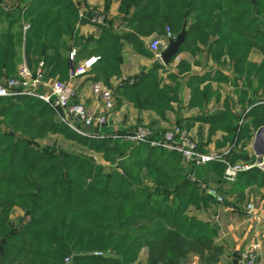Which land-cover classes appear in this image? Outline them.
Segmentation results:
<instances>
[{
  "label": "trees",
  "instance_id": "1",
  "mask_svg": "<svg viewBox=\"0 0 264 264\" xmlns=\"http://www.w3.org/2000/svg\"><path fill=\"white\" fill-rule=\"evenodd\" d=\"M112 1L104 0V4L108 7ZM19 3L22 5L13 11L0 10V83L15 77L23 62L29 68L42 62L45 78L64 81L70 65L75 68L81 58L94 55L97 59L89 69L93 80L107 85L120 74L124 43L151 57L140 37L153 33L163 36L167 27L176 36L185 23L186 39L179 53L201 44L215 63L224 59L234 84L242 76L246 79V90L238 91L243 97H239V104L246 103L242 113L236 117L227 111L200 120L231 135L228 152L220 153L222 159L229 164L252 163L241 141L264 128V0H119V12L132 33L115 32L112 21L106 18L96 25L97 38L79 36L75 26L91 24L93 12L79 17L72 0ZM25 24L28 28L23 30ZM74 47L78 50L69 61ZM254 49L262 56L258 65L248 62ZM161 68L154 62L134 80L122 83L120 95L131 96L139 110L154 106L156 94L163 101L164 94L157 91ZM146 91L145 101L137 105ZM196 93L194 90L193 95ZM54 115L49 105L34 97H0V116L11 117L8 126L19 125L24 117L27 125L38 123L36 137L45 132L64 134L106 155L128 143L113 138V131L106 128L101 130L102 138L81 136ZM176 122L183 127L179 118ZM137 126H142L141 122ZM14 132L0 129V264H65L66 258V264H138L143 249L147 251L144 264H183L189 255L201 264H217L223 255V247L215 243L214 228L186 216L190 205L218 203L210 195H198L197 185L189 179L168 190L175 177L166 168L169 163L156 157L167 151L139 144L135 154L146 151L147 156L131 163L126 154L118 159L117 167L127 170L128 176L118 173L114 163L106 171L85 156L37 147ZM197 147L204 152V144ZM167 153L181 160L179 154ZM142 168L149 176L130 175V171L137 174ZM203 169L206 174L217 171L223 176L225 162L189 166L185 174L198 175ZM147 177L151 179L146 182L154 188L142 186L140 181ZM229 184L227 194L238 192L242 197L250 186L264 188V171L253 167L239 172ZM169 198L173 202H168ZM14 208L22 212L17 229L9 220Z\"/></svg>",
  "mask_w": 264,
  "mask_h": 264
},
{
  "label": "crops",
  "instance_id": "2",
  "mask_svg": "<svg viewBox=\"0 0 264 264\" xmlns=\"http://www.w3.org/2000/svg\"><path fill=\"white\" fill-rule=\"evenodd\" d=\"M72 2L78 9L79 17H82L85 12L91 10L93 14L99 13L111 20L112 29L115 32L132 33L131 28L128 27L125 22V16L119 12V0H113L108 7L104 4V0H72ZM96 25L97 24L94 23L85 25L77 24L75 28L77 29L79 36L86 37L91 35L94 38H97L99 35V29ZM163 37L164 34L163 36H158L153 33L148 37H140V40L143 41L144 47L148 50L147 44L151 39ZM210 41H212V39H210L209 42ZM73 49L78 50V47H74ZM121 56L120 74L110 78L107 85L101 81H94L93 74L90 70H87L84 74L71 77V65L69 76L64 81L70 80L73 83L76 89V101L86 104L88 108L95 112H100L102 109V105H99L98 103V96H108L109 93L107 91L112 89L115 94V102H113V110L109 115V122L111 125L116 126L119 129H132L137 123L149 120V117L154 114L150 111L137 109L136 106L128 102L125 96H121L119 87L117 89L118 80L119 78L135 76L142 71L146 72L153 62L148 60V57L135 52L130 43H124ZM90 57H93V55H87L81 58L77 65H80L79 62L82 61V59L87 60ZM261 58L262 56L260 53L254 49L248 57V62L250 64L258 65ZM84 61L85 60H83V62ZM83 62H81V64ZM163 67H169L175 72L176 92L174 103L175 111L178 112L175 115V121L179 118L182 122L183 129H188L190 133H193L197 129L204 130L203 128L207 127L209 124L201 121L200 119L202 117L207 115H217L227 112V110L228 112H231L232 115L236 116L234 111L227 108H229L228 105L230 102L231 105L234 106V98H236L238 91H240L239 87H244L243 82H245L246 79L242 76L241 80L236 81V84H234L232 80L233 74L229 70L228 64L224 63V59L221 60L219 64L215 63L212 60L211 55L207 52L205 46L197 44L195 48H188L187 50L180 52L169 65ZM35 68L30 69L34 70ZM161 70H163V68H161ZM223 77L226 78V81L223 80ZM252 81L255 85V79L252 78ZM194 90L197 93L193 95ZM202 93H204V96L198 95ZM116 97H118L117 100ZM196 100H200L202 103L197 104L198 102H196ZM205 106L210 109L208 113H199L201 109L205 108ZM199 107H201V109ZM235 112H237V110ZM256 132L251 139L241 141L243 148L248 152L249 157L252 158V162H254L257 157L253 148ZM219 138L220 136L211 138L209 148L214 147V144ZM211 152L213 151L209 150L204 153ZM250 188L262 189L264 191V188H259L256 185L250 186L244 191H247ZM221 193L227 195V191L222 190L220 194ZM222 211L231 212L232 210L230 211L229 208H223ZM228 219L233 225H227L226 227L224 225V227H220V235L215 240V243L221 245L224 249V253L217 264H237L236 258L238 254L254 242L260 246L261 258L259 264H262L264 260V209L261 211L259 218L257 216L255 222L251 221L249 217L236 221L234 220V217L229 215ZM142 251L144 252V255L141 259H138V264H144L147 256L146 249H143ZM184 262L186 264H201L194 255H189Z\"/></svg>",
  "mask_w": 264,
  "mask_h": 264
},
{
  "label": "rangeland",
  "instance_id": "3",
  "mask_svg": "<svg viewBox=\"0 0 264 264\" xmlns=\"http://www.w3.org/2000/svg\"><path fill=\"white\" fill-rule=\"evenodd\" d=\"M19 1L20 0H0V10L2 9L4 11H13L17 7V5H19V6L22 5L19 3ZM27 28H28V26L25 24L23 26V30H26ZM149 42H148V44H149ZM149 53H150L151 57H148L147 59L151 60L154 64V62H157L155 55L153 53H151L150 51H149ZM93 57H95V56L93 55ZM83 60H86V59H82V61H80L79 63L81 64V62H83ZM150 68L151 67H149L148 70ZM145 70H147V69H145ZM142 72H144V71H142ZM142 72L135 75V76L119 78L117 89H118V87H120L122 85V83L129 81V80H134L135 79L134 77L142 74ZM157 78H158V90L157 91H158V93L164 94L165 98L163 99V101H159L158 98L155 97L157 95L156 94L153 98L154 99L153 103H155L154 106L149 104V106L141 108V110H143V111L145 110V111L153 112L154 115H151L149 117V120L142 121L141 124H142V127H146L147 129H149L155 133L161 132L164 130H168L171 127H173L174 125H178L177 122L175 121V115L178 113L177 111H175V103H174L175 92H176L175 72L173 70H171V68H169V67L168 68L163 67V70H161V69L158 70ZM161 82H162V86H161ZM239 89H240V91L246 90L245 87H242V88L239 87ZM107 92H105V93H107L108 96L107 95L105 97H103V95L98 96L99 105H103L107 100H112L113 102H115L114 91L112 89H109ZM132 95H134V94H132ZM147 95H148V91L144 92V94L141 95V97L139 99L140 100L139 104H137V103L136 104L141 105L145 101L144 97ZM130 97L127 98L128 102L132 103L134 106H136L134 104L136 101L134 100V102H133V100ZM239 97L243 98L241 96V94L238 93L236 98H234L235 99L233 102L234 106H232L231 102H230V104L228 105L229 108H227L229 110L231 109L232 111H234V113L236 115H239L240 113H242L244 107L246 106V103H244V105H242V106L239 105ZM171 98H172V100H171ZM196 102H198L197 104L202 103L200 100H196ZM201 107H203V106H201ZM201 107H199V108L201 109ZM19 109H20V107H19ZM209 110L210 109L207 106H205V108L201 109L199 113H203V112L208 113ZM236 110H237V112H235ZM54 118L56 119V115H54ZM10 119H11V117L5 118V117L0 116V129L3 132H9L11 130H14L15 131L14 133L17 137L28 138L31 141H33L37 147H41V148L45 147V148H48L52 151H55L56 153H64V154L70 153V154H74V155L85 156V157L91 159L95 164H98L99 166L105 167L106 171H109L110 167H111L110 165H112V163H114V165H116L115 168H116L118 173H120L121 175H124V174L127 175L128 174L127 170H125L124 168H121V167H117L118 162H120L118 160L119 158H121L124 154H126L127 156H129V159L126 161L128 163H131L133 160L137 161V159L140 156H147L146 151L145 152L142 151V153H140V154H135V152L137 151V149L139 147L138 146L139 144H137L135 142H130V141H127L128 143H126L123 146L117 147V150L106 155L104 152H96L95 150L90 149L88 146L80 144L79 142H77V140L69 139L64 134H59V133L55 134V133H50V132L46 133L45 132V133H42L41 135H39V137H36V135H37L36 130L38 128L36 125H38V123L27 125V124H25V122H24L25 120L23 117L20 119L19 125L8 126ZM71 124L75 126V129H77L78 132H80V133H84V132L86 133L87 132V131L83 130L78 124H74V123H71ZM225 125H227V124H225ZM24 126H25V129L23 128ZM134 128H136V127L134 126L132 129L128 128V129H122V130H124L125 132H129V131L133 130ZM27 129H29V130H27ZM106 129L112 130L113 131L112 135L113 134L118 135L117 133H120L118 130L119 128L111 125L110 122L106 126ZM203 129L204 130H198L197 129L193 133H190L188 131V129H186L185 131L190 135L191 139L197 145H200L201 143L204 144V146H205L204 152H208L209 150H212L215 153H224V154L226 152H228V149H229L228 147L230 146V140H231L230 134H227V133L221 131L219 128L213 129L210 127V125H208L207 127L203 128ZM72 131L75 132V130H72ZM81 136H83V135H81ZM217 136H220V138L218 139V141H216V143L214 144V147L209 148L211 138L217 137ZM122 141H125V140H122ZM165 151H167V150H165ZM167 152H171V151H167ZM167 152H164L161 154H156V157H160L161 160H166L167 163H169L166 166V168L170 169L169 171H171V175L175 177V183L172 186H169V188H168V190H169V189L176 187V185L182 183V181H184L186 179L190 180V176L192 174L194 175V173H192V172L187 173L186 172V174H185V171L189 166L185 165L182 158H181V160H179L177 157H175L174 155L169 154ZM173 153H175V152H173ZM159 163L157 162V165H159ZM142 174L149 176V173L147 172V170L145 168H142L141 171L137 174L132 173L130 171V175H132V176L136 175V176L140 177ZM128 176H129V174H128ZM194 177H195V181H191V180L190 181L197 185L198 195H207L205 193V188L206 189L213 188L219 193L222 190L223 191H230L231 186H230L229 182L225 181V179L223 178V176L220 172L216 171V172L206 174L205 169H203V170H201L200 173H198V175H196V173H195ZM150 179L151 178H148V177L143 178V180L140 179L142 186H145L148 189L154 188L153 184L146 182V180L150 181ZM263 193H264V191L262 189H257V188H250L247 191H244L243 193H241L242 197L239 196L238 192H232L229 195L221 193V195L223 197V203L222 204H216L212 201H207L206 204L190 205L186 211V216H188V217L193 216V217L197 218L198 220H200L201 222L208 224L211 228H214V231H215L214 240H216L220 235V231H221L220 227H224V225H225V227L227 225L228 226L233 225V224H231V221H229V219H228L229 215L234 217V220H236V221L239 219L241 220V219H244L246 217H249L251 219V221L255 222L257 216L259 218L261 211L264 209V194ZM168 202H173L172 198H169ZM172 204L173 203H170V205H172ZM248 204L253 205L252 213H248L246 210ZM223 208H229L230 211L231 210L232 211L231 212H223L222 211ZM21 215H22L21 210H19L18 208H14V210L12 211V214L9 216V220H10L12 226L16 229L20 227L18 225L17 217L21 216ZM143 255H144V252L141 251V253L139 254V256H140L139 259H141L143 257ZM66 259H68V258H66ZM66 259H64L65 264L68 263V261H69V260L66 261ZM183 264H186V263L183 262Z\"/></svg>",
  "mask_w": 264,
  "mask_h": 264
},
{
  "label": "built area",
  "instance_id": "4",
  "mask_svg": "<svg viewBox=\"0 0 264 264\" xmlns=\"http://www.w3.org/2000/svg\"><path fill=\"white\" fill-rule=\"evenodd\" d=\"M105 19V16L94 13L90 18V22L103 24ZM173 38L171 30L167 27L163 38H154L149 42L147 48L155 55L157 62L161 63L160 54L167 46L168 41ZM75 54V49L69 52V61L74 60ZM96 59V57H90L79 66L71 68V77L84 74L90 69ZM14 96H29L43 101L53 110L57 121L67 125L80 135L94 139L103 137L101 130L108 125L109 115L113 110L112 100H107L102 105L100 112L92 111L85 104L76 101V89L73 83L70 80L61 81L57 78H45L42 62L38 63L34 70H31L25 63H22L18 67L15 77L8 78L0 83V97ZM71 123L78 124L87 132H78ZM117 134H113L112 137L178 153L186 166L197 167L213 160H222L225 162L223 178L229 183L235 181L239 172L247 171L253 167L264 171V154L257 156L252 163L229 164L222 159L220 153L200 152L197 144L191 139L185 129L179 125H174L168 130L157 133L146 127L138 126L129 132ZM190 180L195 181L194 175L190 176ZM205 193L213 197L218 204L223 203L222 195L215 189L205 188ZM246 210L248 213H252L253 205L248 204ZM260 258V246L254 242L238 254L236 263L259 264ZM262 264H264V260Z\"/></svg>",
  "mask_w": 264,
  "mask_h": 264
},
{
  "label": "water",
  "instance_id": "5",
  "mask_svg": "<svg viewBox=\"0 0 264 264\" xmlns=\"http://www.w3.org/2000/svg\"><path fill=\"white\" fill-rule=\"evenodd\" d=\"M186 39V24L183 23L180 32L167 43V46L160 54L161 65L167 66L172 60L179 54L181 46L185 43ZM260 144V147H259ZM257 156L264 154V128L261 127L255 135V141L253 146Z\"/></svg>",
  "mask_w": 264,
  "mask_h": 264
}]
</instances>
